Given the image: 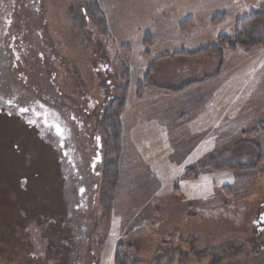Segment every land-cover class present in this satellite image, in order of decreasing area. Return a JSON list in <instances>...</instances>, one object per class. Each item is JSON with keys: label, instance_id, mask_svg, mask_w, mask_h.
<instances>
[{"label": "rangeland", "instance_id": "obj_1", "mask_svg": "<svg viewBox=\"0 0 264 264\" xmlns=\"http://www.w3.org/2000/svg\"><path fill=\"white\" fill-rule=\"evenodd\" d=\"M97 2L107 36L94 30L82 0H46L43 10L58 52L54 69L61 95L81 103L90 95L101 107L115 96L124 62L129 66L118 159L122 191L107 222L99 209L100 193L97 199L98 189L92 188L100 176L82 174L83 206L72 208L70 218L64 196L70 190L55 177L51 152L34 132L0 117V264H115L119 244L135 264L257 260L261 256L250 247L259 248L263 237L251 220L264 199V131L252 128L264 120V100L241 103L255 96L258 80L264 99V43L248 50L225 45L221 60L175 53H191L233 35L237 18L258 11L263 13L255 16L251 39H264V0ZM220 12L226 18L212 24L213 14ZM189 17L193 25L180 31L179 23ZM145 34L153 36L152 43L144 42ZM150 65L156 87L157 74L163 81L174 73L212 74L202 88L175 97L189 107L156 116L153 86L144 87L141 98L136 93ZM218 69L225 71L219 79L214 78ZM166 100L164 92L158 98L164 108ZM69 188L73 198L71 180Z\"/></svg>", "mask_w": 264, "mask_h": 264}, {"label": "flooded vegetation", "instance_id": "obj_2", "mask_svg": "<svg viewBox=\"0 0 264 264\" xmlns=\"http://www.w3.org/2000/svg\"><path fill=\"white\" fill-rule=\"evenodd\" d=\"M45 3L46 0H0V117L34 132L37 141L51 152L55 177H59L62 188L70 190V195L64 196L70 202L71 218V209L79 211L83 206L86 188L82 174L99 175L101 180L106 138L101 122L114 96L110 95L100 107L90 95L82 103L61 95L54 69L58 52L49 37ZM8 144H13L16 152L12 139ZM69 180L76 190L73 198ZM99 183L92 185L98 189L96 198ZM252 218L251 224L257 227L263 242L259 248L250 247L253 255L261 257L246 264H264V199ZM219 258L212 264H241L222 263Z\"/></svg>", "mask_w": 264, "mask_h": 264}, {"label": "trees", "instance_id": "obj_3", "mask_svg": "<svg viewBox=\"0 0 264 264\" xmlns=\"http://www.w3.org/2000/svg\"><path fill=\"white\" fill-rule=\"evenodd\" d=\"M83 3V9L84 11L89 14L91 21V25L93 26L94 30H98L99 33L103 36H107V30L108 25L106 23V19L104 17V14H102V11L100 9L99 2L97 0H82ZM262 11L258 12H252L250 15H247L246 17L237 18L235 23L234 31L235 33L231 36H219L217 38V42L213 43V45L204 46L198 50H195L191 53H186L184 51H179L178 53H175V55L183 54L187 56L191 55H197L202 56L203 54L206 55H216L218 58H222L221 50L222 47L225 45H228L231 49H244L248 50V48H253L256 46H260L264 43V39H259L258 41L251 39V33L252 29L255 24V16L258 14H262ZM227 14L226 12H220L213 14L211 20V23H219L224 21ZM193 20L191 17L186 18L185 20L181 21L179 23V29L180 31H185L189 29L193 25ZM153 36L150 34H145L144 36V42H147V45L152 43ZM128 50V49H127ZM220 58V60H221ZM123 65V64H122ZM219 66H222V63H219ZM130 72L129 66L124 62V66L122 67V71L120 72V75L118 74L117 80L118 84L116 85V93L114 96V99H112L110 103V107L107 109L106 114L103 119V127L106 131V138H105V145L103 148V172L101 177V182L99 184L100 186V202H99V209L102 215L103 219H106L108 222V219L111 217V213L113 211L114 202L116 199V195L119 194L120 191H122V184L121 176L119 174V163L118 159L121 154V147L123 144L122 134H123V128H122V113L126 107V101H127V90L129 88V85L131 83L130 81V75L127 73ZM153 65H150L147 69L146 76H144L143 80L139 83H137L136 86V93L138 98L142 97V91L143 88L151 85L154 86L153 82L150 80V72L153 70ZM218 71L214 74L218 75ZM128 74V75H127ZM123 80V82H120V80ZM196 81L189 82L182 87L191 86ZM181 87V88H182ZM180 88V89H181ZM255 132H263L264 131V121L261 122L258 126L252 128ZM120 173L122 174V170H120ZM124 173L122 174L123 178ZM122 178V182H123ZM120 188V190H119ZM106 224V223H105ZM105 226V225H104ZM106 227V226H105ZM121 244H119L117 247V250L115 252V264H135L132 259H130V256L124 254L120 250ZM132 260V261H131Z\"/></svg>", "mask_w": 264, "mask_h": 264}, {"label": "crops", "instance_id": "obj_4", "mask_svg": "<svg viewBox=\"0 0 264 264\" xmlns=\"http://www.w3.org/2000/svg\"><path fill=\"white\" fill-rule=\"evenodd\" d=\"M182 57H184V56H182ZM184 71H186V70H184ZM260 71L261 70H259V72ZM199 72H201V71H199ZM224 73H225V71H222L220 74L223 76ZM211 74L212 73H207V72L204 73L203 72V73H200L199 76L193 77L192 75H190V73L189 74H185V73H183V74H177L176 73L175 74L174 73V75H172V78L169 77V79H167L166 81L161 80L157 74V78L159 80V82L157 84L159 86L158 87H156V86L151 87L156 92V93L154 92L153 94H151V96H152L151 97V104H153V107L155 108L154 109V111H155L154 115H156V116L163 115L164 112L167 113L170 108H173L176 106H178L179 108L189 107L188 101L185 102L182 99L178 100V99H175V97L179 96L181 94L188 95L189 93H191L192 88H202L205 85L206 81L209 80V76H211ZM219 75H215L214 78L215 77L218 79L221 78L222 76H219ZM192 81H196V82L194 84H192L191 86L182 87L181 90H179V91H173L174 88H177L178 86H181V85L183 86V85H185L189 82H192ZM261 86L262 85L259 86V80H258L253 86L256 89L255 96L254 97L251 96L249 99H245L246 101H244L241 104L246 105L249 103V100H250V103L252 102V104H254V102L259 104L262 100H264L263 98L262 99L259 98L260 89L262 88ZM164 92H167L169 95V100L168 101L166 100L167 107L165 106L167 109L162 107V105H160V103L158 101L159 96L162 95V93L164 94ZM159 93H161V94H159ZM187 110H189V109H187ZM189 112H190V110H189ZM180 115H181V118L184 116V115H182V113H180ZM263 121L261 120V121H259V123H261ZM122 136L125 137L124 134H122Z\"/></svg>", "mask_w": 264, "mask_h": 264}]
</instances>
